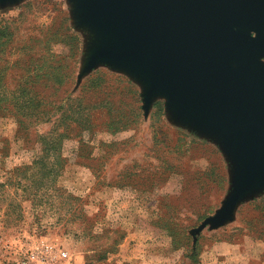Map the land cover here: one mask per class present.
Wrapping results in <instances>:
<instances>
[{
  "label": "rangeland",
  "instance_id": "rangeland-1",
  "mask_svg": "<svg viewBox=\"0 0 264 264\" xmlns=\"http://www.w3.org/2000/svg\"><path fill=\"white\" fill-rule=\"evenodd\" d=\"M74 11L0 0V264H264V185L202 226L232 157L164 96L144 108L142 78L83 72L97 38ZM27 89L46 112L21 109Z\"/></svg>",
  "mask_w": 264,
  "mask_h": 264
},
{
  "label": "water",
  "instance_id": "water-1",
  "mask_svg": "<svg viewBox=\"0 0 264 264\" xmlns=\"http://www.w3.org/2000/svg\"><path fill=\"white\" fill-rule=\"evenodd\" d=\"M104 63L142 78L180 118L216 134L234 161L230 194L211 225L264 185V0H72ZM255 35L252 36L251 32Z\"/></svg>",
  "mask_w": 264,
  "mask_h": 264
},
{
  "label": "trees",
  "instance_id": "trees-1",
  "mask_svg": "<svg viewBox=\"0 0 264 264\" xmlns=\"http://www.w3.org/2000/svg\"><path fill=\"white\" fill-rule=\"evenodd\" d=\"M23 90L20 93H23V91H26V87L23 86ZM28 91L27 93V97L25 98L24 103L22 104V108L21 109H25L28 112V116H30V118L34 117L36 114L39 113V111H44V108L42 107V105L44 106L43 102H42V95L37 91V89H27ZM60 105V103H59ZM41 106V108H40ZM25 107V108H24ZM30 114V115H29ZM26 116V118L28 117ZM28 119V118H27ZM62 134H66L65 132H61L59 133V135ZM43 150V149H42Z\"/></svg>",
  "mask_w": 264,
  "mask_h": 264
},
{
  "label": "built area",
  "instance_id": "built-area-1",
  "mask_svg": "<svg viewBox=\"0 0 264 264\" xmlns=\"http://www.w3.org/2000/svg\"><path fill=\"white\" fill-rule=\"evenodd\" d=\"M45 249H46V251L48 249H50V251H51L52 250V246L48 245V246L45 247ZM59 256L66 257L67 256V252L65 250H61V251H59ZM30 257L31 258L34 257V253H31Z\"/></svg>",
  "mask_w": 264,
  "mask_h": 264
}]
</instances>
